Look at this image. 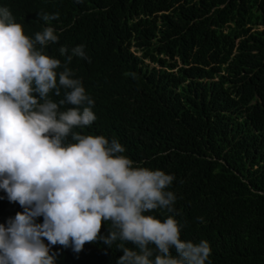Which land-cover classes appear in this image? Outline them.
I'll return each instance as SVG.
<instances>
[{"label":"trees","instance_id":"obj_1","mask_svg":"<svg viewBox=\"0 0 264 264\" xmlns=\"http://www.w3.org/2000/svg\"><path fill=\"white\" fill-rule=\"evenodd\" d=\"M0 5L25 31L39 14H58L45 24L58 36L61 30V40L85 46L91 63L73 68L94 100L88 131L119 140L137 166L174 174L167 190L177 197L182 240H207L211 264H264V0ZM68 142H75L71 135ZM23 211L0 189V224ZM145 214L161 222L169 215ZM109 228L106 221L101 235ZM122 243L137 250L97 240L80 253H51L55 264H116Z\"/></svg>","mask_w":264,"mask_h":264},{"label":"clouds","instance_id":"obj_2","mask_svg":"<svg viewBox=\"0 0 264 264\" xmlns=\"http://www.w3.org/2000/svg\"><path fill=\"white\" fill-rule=\"evenodd\" d=\"M57 19L41 13L25 31L0 5V189L24 209L0 224V264H55L51 250L97 240L135 246L118 245L116 264H211L207 240L181 239L174 174L137 166L119 140L88 131L94 100L73 65L90 54L45 24ZM157 209L163 222L145 214Z\"/></svg>","mask_w":264,"mask_h":264}]
</instances>
